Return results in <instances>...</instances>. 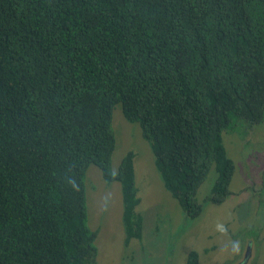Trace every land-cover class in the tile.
<instances>
[{"label": "trees", "instance_id": "obj_1", "mask_svg": "<svg viewBox=\"0 0 264 264\" xmlns=\"http://www.w3.org/2000/svg\"><path fill=\"white\" fill-rule=\"evenodd\" d=\"M118 106L189 218L212 168L224 203V135L264 123V0H0V264H99L91 165L122 185L126 243L143 238Z\"/></svg>", "mask_w": 264, "mask_h": 264}, {"label": "rangeland", "instance_id": "obj_2", "mask_svg": "<svg viewBox=\"0 0 264 264\" xmlns=\"http://www.w3.org/2000/svg\"><path fill=\"white\" fill-rule=\"evenodd\" d=\"M117 139L113 155L117 171L124 156L135 153L137 185L144 216L143 238L126 243L123 193L120 182H108L97 165L86 180L89 224L97 230L99 264H187L197 251L201 264H264V123L239 126L226 133L228 156L236 163L232 194L222 204L209 198L218 173L212 168L198 198L202 214L189 218L180 201L168 191L156 167L152 146L140 127L120 106L114 112Z\"/></svg>", "mask_w": 264, "mask_h": 264}, {"label": "water", "instance_id": "obj_3", "mask_svg": "<svg viewBox=\"0 0 264 264\" xmlns=\"http://www.w3.org/2000/svg\"><path fill=\"white\" fill-rule=\"evenodd\" d=\"M251 247H252V243H250V248L248 250V253L246 254V257H245L244 261L241 264H245L249 260V258L251 256Z\"/></svg>", "mask_w": 264, "mask_h": 264}]
</instances>
